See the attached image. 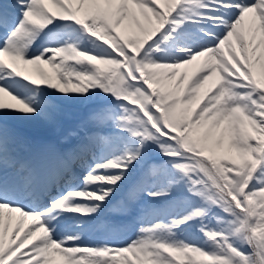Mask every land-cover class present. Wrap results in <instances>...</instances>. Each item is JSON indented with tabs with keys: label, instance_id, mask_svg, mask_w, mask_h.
<instances>
[{
	"label": "snow or ice",
	"instance_id": "obj_1",
	"mask_svg": "<svg viewBox=\"0 0 264 264\" xmlns=\"http://www.w3.org/2000/svg\"><path fill=\"white\" fill-rule=\"evenodd\" d=\"M57 255L264 264V0H0V264Z\"/></svg>",
	"mask_w": 264,
	"mask_h": 264
},
{
	"label": "rangeland",
	"instance_id": "obj_2",
	"mask_svg": "<svg viewBox=\"0 0 264 264\" xmlns=\"http://www.w3.org/2000/svg\"><path fill=\"white\" fill-rule=\"evenodd\" d=\"M135 30H136L135 24L132 22H128L124 26V31L128 34L133 33ZM196 70L197 68L194 69V67L189 65L185 69H181L180 71L182 73H187L188 77L194 78L193 76L194 73L197 75L199 74ZM31 73L35 76L36 75L35 69H32ZM256 74L258 77L261 75L259 65H257ZM69 111L72 115H69L68 117H66L62 121L60 126L50 127L46 125H37L32 128L33 134H36V136H39V137L53 136L57 141L61 142L65 132L70 130L73 124L75 123L74 114L76 113L77 110L70 109Z\"/></svg>",
	"mask_w": 264,
	"mask_h": 264
},
{
	"label": "bare ground",
	"instance_id": "obj_3",
	"mask_svg": "<svg viewBox=\"0 0 264 264\" xmlns=\"http://www.w3.org/2000/svg\"><path fill=\"white\" fill-rule=\"evenodd\" d=\"M198 64H199V62H197L196 64H193V65H190V66L194 67V69H195V68L198 67ZM45 67H49V66H45ZM5 220L7 222V214H6ZM17 222H18V214H15L14 213L13 214V219L11 221L10 229H9V236H11V232L13 230H15V227H16ZM29 225H30V222L29 221H26V223H25V229H27V227H29ZM59 261H60V257H59V255H57L56 256V262H57V264H59Z\"/></svg>",
	"mask_w": 264,
	"mask_h": 264
}]
</instances>
